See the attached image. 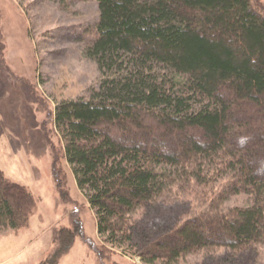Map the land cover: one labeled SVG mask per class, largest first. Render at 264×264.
<instances>
[{
	"label": "trees",
	"instance_id": "obj_1",
	"mask_svg": "<svg viewBox=\"0 0 264 264\" xmlns=\"http://www.w3.org/2000/svg\"><path fill=\"white\" fill-rule=\"evenodd\" d=\"M97 1L99 83L53 122L104 243L147 264L264 245V4ZM239 193L249 202L224 205ZM34 206L0 166V233Z\"/></svg>",
	"mask_w": 264,
	"mask_h": 264
},
{
	"label": "rangeland",
	"instance_id": "obj_2",
	"mask_svg": "<svg viewBox=\"0 0 264 264\" xmlns=\"http://www.w3.org/2000/svg\"><path fill=\"white\" fill-rule=\"evenodd\" d=\"M98 18L97 0H0V166L35 197L28 224L0 233V264H147L98 234L53 122L58 101L88 96L99 83L97 64L85 53ZM186 200L193 201L180 202L181 210ZM247 202L239 193L224 205ZM179 264H264V245L203 249Z\"/></svg>",
	"mask_w": 264,
	"mask_h": 264
}]
</instances>
